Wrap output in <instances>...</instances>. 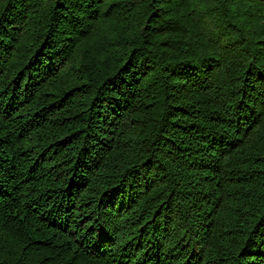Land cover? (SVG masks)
<instances>
[{"label": "trees", "instance_id": "trees-1", "mask_svg": "<svg viewBox=\"0 0 264 264\" xmlns=\"http://www.w3.org/2000/svg\"><path fill=\"white\" fill-rule=\"evenodd\" d=\"M0 264H264V0H0Z\"/></svg>", "mask_w": 264, "mask_h": 264}]
</instances>
